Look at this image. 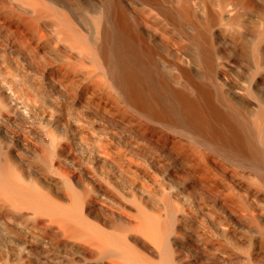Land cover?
I'll list each match as a JSON object with an SVG mask.
<instances>
[{
	"label": "bare ground",
	"instance_id": "bare-ground-1",
	"mask_svg": "<svg viewBox=\"0 0 264 264\" xmlns=\"http://www.w3.org/2000/svg\"><path fill=\"white\" fill-rule=\"evenodd\" d=\"M0 264H264V0H0Z\"/></svg>",
	"mask_w": 264,
	"mask_h": 264
}]
</instances>
